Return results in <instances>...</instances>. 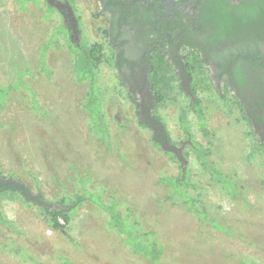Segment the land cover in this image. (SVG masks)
I'll use <instances>...</instances> for the list:
<instances>
[{
	"label": "rangeland",
	"instance_id": "374dc122",
	"mask_svg": "<svg viewBox=\"0 0 264 264\" xmlns=\"http://www.w3.org/2000/svg\"><path fill=\"white\" fill-rule=\"evenodd\" d=\"M22 1L0 0V87H5L0 92V179L22 186L30 202L0 201V213L9 223L0 221V264H64L63 259L73 264H150L120 246L93 203L82 201L64 233L52 231L33 204L38 199L51 205L85 191L99 193L104 206L114 199L130 209L141 230L155 232L166 245V264H264V157L250 154L260 138L232 94L222 99L214 87L202 89L197 81L207 79L208 72L197 60L190 61L191 84L183 79L185 84L168 91L169 98L158 109L164 134L153 118L150 82H145L147 94L141 99L108 63L114 41L96 0H58L70 6V15L52 11L44 0ZM67 19L73 43L103 47L96 75L104 93L110 152L88 129L86 84L77 83L73 57L62 38L44 51L52 32ZM42 51L50 72L40 71ZM12 84L7 94L6 86ZM196 98L211 137L189 115L190 100ZM179 108L187 113L192 141L209 148V162L239 187L238 198L228 195L189 155L202 205L228 232L212 230L185 206L173 207L164 199L168 190L158 179L178 171L153 140L185 161L182 153L189 152L180 150L189 140L178 125ZM161 199L162 207L154 203Z\"/></svg>",
	"mask_w": 264,
	"mask_h": 264
},
{
	"label": "trees",
	"instance_id": "16d2710c",
	"mask_svg": "<svg viewBox=\"0 0 264 264\" xmlns=\"http://www.w3.org/2000/svg\"><path fill=\"white\" fill-rule=\"evenodd\" d=\"M258 1L260 0H250L247 2L240 3V6L236 8V10L232 9V18L228 19L226 24L225 21L221 27L213 25L215 30L221 29L224 34H220L216 36L217 38H223L228 35V38L235 39L237 44H240L239 39L243 41H251L260 40L264 42V15L261 16L257 7ZM21 4H23L22 0H18ZM45 2V0H44ZM48 8L52 9V11L58 10L54 7L48 5ZM75 13V12H74ZM240 13H243L241 15ZM264 14V13H263ZM236 16V17H234ZM61 28L57 30L54 34L50 35L49 43L44 45V51L49 48L51 45L57 44L58 37H61L65 46L68 49V52L72 54V62H73V73L75 79L78 84H86L87 98L84 103V112L86 116V120L88 122V129L98 138V141L101 142L107 152H110L111 145L109 142V133H108V124L106 121V114L103 109V95L102 88L100 86L99 81L97 80V64L101 58L102 45L93 43L91 45H85L81 42L79 46L76 43H73L70 36L71 30L67 26V24L62 21V25L60 23ZM211 26V25H209ZM185 28L187 30H195L194 21L187 20L185 23ZM53 41H55L53 43ZM256 48V47H255ZM152 56L148 61L151 62L152 66L149 65V82H150V90L154 93L155 98L152 101V114L153 118L162 126L163 133H166V127L164 125L163 119H160L157 116L158 109L160 105L164 104L168 97V91L170 90H178L182 87V84L179 83L178 77L172 74V67L166 65L159 55V52L155 49H151ZM44 51L40 56V71L50 72L48 67L45 65V57ZM248 57V61L253 64H260V62H256L255 58L260 54L259 48L257 49H248L242 50L237 53V55H241ZM112 56L110 55L108 63L112 65ZM185 56V60L190 62L191 57ZM253 57V60H252ZM157 62H159L161 68L158 69ZM201 62V61H200ZM199 62V63H200ZM264 67V66H262ZM171 74V75H170ZM233 78H238L236 73H233ZM197 83L202 84V89H207L213 85L211 81L207 78L205 80H198ZM15 84V83H14ZM15 85H9L7 94L9 90L13 89ZM180 87V88H179ZM3 88L0 87V92L3 93ZM257 86L253 83H250L249 91H250V101L255 110H259L258 101H260L261 108H264V90H261V98H257ZM217 95L223 99V96L220 95L216 91ZM6 94V96H7ZM169 98V97H168ZM234 102L241 110L243 114V118L246 120L248 127L254 129L253 125L257 122L253 115L246 114L243 108V105L239 102L237 98H234ZM4 105V103H3ZM0 103V109L3 107ZM247 106V105H246ZM34 110L41 111L38 107L33 108ZM188 111V110H187ZM178 115V125L182 129L183 133L186 135V138L189 140V143L183 147L180 152L184 150H188L189 153H182V157L185 161H182L180 157L176 155L175 152L171 150H164L156 140H153V145L160 149L165 155L169 157V160L175 164L178 174H165L159 177L158 183L161 184L168 190V194L164 198L167 203L171 206H185L189 212H191L200 222H205L212 230L218 232H228L230 228L222 225L216 218L211 217L205 206H203L201 201V195L199 193L200 188L196 186L193 182V178L190 174L189 164L187 159L189 155L194 158L195 163L198 164L200 169L204 174L209 176V179L214 182L216 185L220 186L223 191L227 192L228 195L233 196L234 198L239 197V187L237 186L235 180L231 179L229 176L223 174L221 170L214 167L211 162H209L208 158L211 154L210 149L203 147L201 144L192 141L191 131L187 125V113L185 109L179 108ZM189 115L195 120L198 129L205 137H211V132L208 131L205 115L201 106V101L196 99L190 100L189 104ZM259 118V116H257ZM264 124V119L262 120ZM168 140V136H167ZM258 141V139H257ZM260 153L264 157V144L260 142H256L255 145L252 146L250 154L254 155ZM264 170V169H263ZM84 179H80L79 181L83 183ZM24 188L20 185H16V183L12 180L0 179V201L3 199H20L23 204H27L30 201L26 198V194H24ZM87 200L89 203H93L95 207H97L98 211L102 212L103 220L105 224V228L108 231H112L117 235L120 246L125 247L128 252H130L134 256H138L143 260L147 261L150 264H166L164 257V249L167 248L166 245L156 236V233L153 231H142L140 228V224L137 222L136 217L133 212L124 208V206L117 203L116 200L111 199L109 204L106 206L103 205L101 195L99 193H90L85 191V195L77 196L75 199H71L68 197H64L60 199L58 202L54 204H49L47 202H43L41 200L36 199V202H33L34 205H37L42 214L44 215V219L46 220L49 228L52 231L64 233L67 231V227L70 224L71 215L76 212L81 206L83 200ZM154 203L160 207L165 204V201L157 200ZM0 221L4 224H9L4 220L3 216L0 213ZM73 244H76L75 241H72ZM163 260V261H162ZM64 264H73L71 261L67 259H63Z\"/></svg>",
	"mask_w": 264,
	"mask_h": 264
},
{
	"label": "flooded vegetation",
	"instance_id": "af4514ba",
	"mask_svg": "<svg viewBox=\"0 0 264 264\" xmlns=\"http://www.w3.org/2000/svg\"><path fill=\"white\" fill-rule=\"evenodd\" d=\"M96 1L101 14L106 17L107 34L114 41L112 67L121 76L123 85L130 93L137 94L141 99H145L147 93L150 99L155 98L150 89V92L146 89L147 93L144 89L145 82L149 83V65L152 66L148 61L153 57L151 49L157 50L164 63L172 67V74L178 77L182 85L185 84L182 83L183 79L188 85L192 82L190 75L194 68L184 59L189 56L187 58L191 57V62L197 60L199 64L201 61L208 72L207 78L223 98L226 97L225 93H231L232 98H237L243 105L245 113L254 116L257 121L254 127L264 144V108H261L258 101L256 107L259 110H255L249 98L250 83L257 86L258 99L261 98V90H264V42H241L242 39H239L240 44H237L228 35L225 39L215 37L225 32L213 28V25L221 27L224 21L226 24L236 14H232V9L236 10L240 3H250L251 0ZM255 6L263 16L264 0L258 1ZM73 20L69 21L71 25ZM187 20L194 21V31L185 28ZM65 23H68V19ZM257 48L260 54L254 58L262 66L248 61L246 55H237L243 49ZM233 73L238 78H233Z\"/></svg>",
	"mask_w": 264,
	"mask_h": 264
},
{
	"label": "water",
	"instance_id": "95a60500",
	"mask_svg": "<svg viewBox=\"0 0 264 264\" xmlns=\"http://www.w3.org/2000/svg\"><path fill=\"white\" fill-rule=\"evenodd\" d=\"M45 1H46V3L48 5L54 7L55 9H57L61 13L67 12L69 15L72 14V10H71L70 6L67 3H61L58 0H45Z\"/></svg>",
	"mask_w": 264,
	"mask_h": 264
}]
</instances>
